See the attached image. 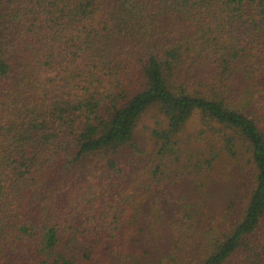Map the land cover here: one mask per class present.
<instances>
[{
	"label": "trees",
	"instance_id": "16d2710c",
	"mask_svg": "<svg viewBox=\"0 0 264 264\" xmlns=\"http://www.w3.org/2000/svg\"><path fill=\"white\" fill-rule=\"evenodd\" d=\"M0 264H264V0H0Z\"/></svg>",
	"mask_w": 264,
	"mask_h": 264
},
{
	"label": "rangeland",
	"instance_id": "374dc122",
	"mask_svg": "<svg viewBox=\"0 0 264 264\" xmlns=\"http://www.w3.org/2000/svg\"><path fill=\"white\" fill-rule=\"evenodd\" d=\"M144 123H146L145 121L142 123V125L144 124Z\"/></svg>",
	"mask_w": 264,
	"mask_h": 264
}]
</instances>
